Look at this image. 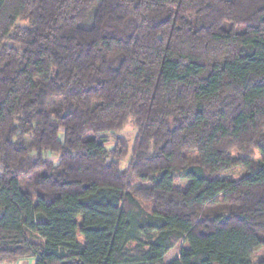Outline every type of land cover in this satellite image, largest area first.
Segmentation results:
<instances>
[{
  "label": "trees",
  "instance_id": "1",
  "mask_svg": "<svg viewBox=\"0 0 264 264\" xmlns=\"http://www.w3.org/2000/svg\"><path fill=\"white\" fill-rule=\"evenodd\" d=\"M180 241L168 264L264 252V0H0V263L165 264Z\"/></svg>",
  "mask_w": 264,
  "mask_h": 264
},
{
  "label": "rangeland",
  "instance_id": "2",
  "mask_svg": "<svg viewBox=\"0 0 264 264\" xmlns=\"http://www.w3.org/2000/svg\"><path fill=\"white\" fill-rule=\"evenodd\" d=\"M29 26H30V23L28 21L20 20L16 24V29L14 31H18V30L27 28ZM13 34H14V32H13ZM7 45L10 46L13 44L7 43ZM134 136H135V131H134V127L131 124V122H128L126 124V126L124 127V129H122L118 133L108 136V140H109L108 145H107L108 148H111V147L113 148L115 145V141L119 137L125 138L127 140L128 155H126L123 159L120 160V163H121L120 165H121L122 170H125L128 168V164H129V161H130L131 156H132V150H133V145H134ZM229 156H231L233 159L247 158V159H252L255 162H260V156H259V153L257 151H253L252 155L251 154L250 155L249 154L242 155L236 151H231L229 153ZM50 159L57 160L56 158H54L52 156L50 157ZM245 176H246V171L243 168L239 167V168H233L232 170L228 171L227 173L222 174L220 177L225 178V179H229V180H233V181H240ZM187 185H188V182L184 181V180H179L176 182V188H178V189H185L187 187ZM132 186L142 187L143 185H141L137 180H133ZM140 204L143 208H145L149 212H152L154 209V206L151 203H146V202L140 201ZM209 210L211 211V209H209ZM210 211H207V214H210ZM187 247H188L187 243L180 241L179 244L176 245V248L173 249L170 254H168V259H171L173 257L177 258L178 256L176 257V255H180L181 250L185 249ZM174 258H173V260H174ZM263 259H264V252H260L257 255H255L252 260H253L254 264H258ZM30 260L34 261V262L31 261V264L35 263L34 259H27L28 262H30ZM26 264H30V263L26 262Z\"/></svg>",
  "mask_w": 264,
  "mask_h": 264
},
{
  "label": "crops",
  "instance_id": "3",
  "mask_svg": "<svg viewBox=\"0 0 264 264\" xmlns=\"http://www.w3.org/2000/svg\"><path fill=\"white\" fill-rule=\"evenodd\" d=\"M171 252H172V251H170L168 254H170ZM168 254H167V256L165 257V260H164V261H165V264L170 263V262L173 260V258H174V257H173V258H171V259H168ZM177 256L179 257V255H176V257H177ZM178 257H177V258H178ZM174 259H176V258H174ZM31 261H33V260H30V262H28L27 259H24V260H20V261L14 263V264H26V262L31 264ZM33 262H34V261H33ZM0 264H5V263H0ZM34 264H35V263H34Z\"/></svg>",
  "mask_w": 264,
  "mask_h": 264
}]
</instances>
